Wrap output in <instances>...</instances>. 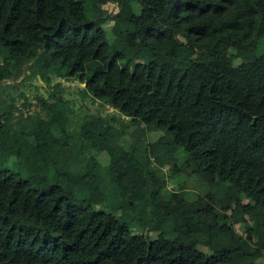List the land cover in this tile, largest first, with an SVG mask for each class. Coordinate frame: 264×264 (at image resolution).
<instances>
[{
  "label": "trees",
  "instance_id": "trees-1",
  "mask_svg": "<svg viewBox=\"0 0 264 264\" xmlns=\"http://www.w3.org/2000/svg\"><path fill=\"white\" fill-rule=\"evenodd\" d=\"M160 2L0 0V264H264V0Z\"/></svg>",
  "mask_w": 264,
  "mask_h": 264
},
{
  "label": "rangeland",
  "instance_id": "rangeland-1",
  "mask_svg": "<svg viewBox=\"0 0 264 264\" xmlns=\"http://www.w3.org/2000/svg\"><path fill=\"white\" fill-rule=\"evenodd\" d=\"M147 1L152 2L156 6L157 15L159 16V18L164 23H166L167 19H166V16H165L164 12H163V7L161 5L160 0H147ZM143 23H144L143 21H140L137 24L135 30L133 32H129L127 34V39H128V41L130 43H137V42H139L141 40V30H142V27H143ZM263 48H264V35L260 36V38L258 39V46H257L256 51H260ZM241 52H242V48H238L236 54H241ZM226 54L228 56L232 55L231 52H227ZM248 61L252 65L255 62L253 56L248 57ZM54 62L57 64L59 62V60H54ZM195 66L197 68H201L202 67L201 63H199V62H196ZM217 67L221 68L224 71H228V70L231 69V66L227 65V64H218ZM83 77H84L83 75H80V79H82ZM20 78L18 80H15V81H12V80H6V81L9 82V83H18ZM54 79L56 80L58 78L54 77ZM70 80H64L65 82H63V84H61L62 89H60V94L64 95V97H66V98H70L71 100H76L77 103L80 102V101L85 102L87 104V106L89 107V111H91L93 113H97L98 111H97V109H95V106L96 107H100L98 105L99 102L97 100L94 101V102L93 101L91 102L88 97L82 100L80 98V95H78L77 92L73 91L74 88H78V85H82L83 82L80 81L79 78L70 79ZM226 81H227L226 78L221 76L219 78V80L217 81V85H221V84L225 83ZM18 87H19V89H22L25 92V94L28 96L27 100H28V103H30V105L25 110H30V111L38 110L40 108L39 99H37V96L35 94H41L42 96L44 95L46 97L48 89H52V87H48L46 82L43 79L39 78V77L26 79ZM22 101H24V98H22V97L19 98L18 99V104L21 103ZM99 114L101 116H109V115H112V114H119V113H118V111L116 109L112 108L111 106L104 105L103 108L101 109V111L99 112ZM155 135H157V134H155ZM150 136H149V133L146 136L143 135V137L145 139L150 137ZM129 138H130V135H128V139ZM140 139H142V137ZM121 141H122V139H121ZM97 155H98V158L100 159V162L105 164L106 160H107L106 154L104 152H101V153H99ZM94 165H95L94 162H88V166L90 168H93ZM163 169L166 170L167 166H164ZM109 178L111 180H113L114 182L118 183L121 187L128 186V184L130 182V176L128 174H126V173H121L115 167H111ZM169 184L170 183L168 182V185ZM231 193H232V195H237V188L236 187H232L231 188ZM180 194H182V191H180ZM214 201H215L216 204L219 205V204H221L223 202L225 203L226 199H223V200L214 199ZM188 209H189L188 205L183 204L182 210L189 211ZM0 215H2V213H0ZM6 216L9 217L12 220H19L20 219V218H17V215L15 213H7ZM23 220H25V219H23ZM227 255L232 260H235L238 257V253L234 249H229L227 251Z\"/></svg>",
  "mask_w": 264,
  "mask_h": 264
},
{
  "label": "clouds",
  "instance_id": "clouds-1",
  "mask_svg": "<svg viewBox=\"0 0 264 264\" xmlns=\"http://www.w3.org/2000/svg\"><path fill=\"white\" fill-rule=\"evenodd\" d=\"M57 78H58V79H56V80L53 79V80H54V81H59L60 83L62 82L61 84H63V82H65L64 80H70V79H65V78H63V77H59V76H57ZM79 80H80V79H79ZM70 81H71V80H70ZM125 187H126V186H125Z\"/></svg>",
  "mask_w": 264,
  "mask_h": 264
},
{
  "label": "crops",
  "instance_id": "crops-1",
  "mask_svg": "<svg viewBox=\"0 0 264 264\" xmlns=\"http://www.w3.org/2000/svg\"><path fill=\"white\" fill-rule=\"evenodd\" d=\"M183 203L181 204V207H182Z\"/></svg>",
  "mask_w": 264,
  "mask_h": 264
}]
</instances>
